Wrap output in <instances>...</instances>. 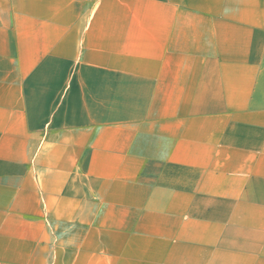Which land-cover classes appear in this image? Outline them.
Returning a JSON list of instances; mask_svg holds the SVG:
<instances>
[{"label":"crops","instance_id":"1","mask_svg":"<svg viewBox=\"0 0 264 264\" xmlns=\"http://www.w3.org/2000/svg\"><path fill=\"white\" fill-rule=\"evenodd\" d=\"M0 264H264V0H0Z\"/></svg>","mask_w":264,"mask_h":264}]
</instances>
